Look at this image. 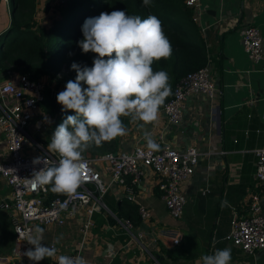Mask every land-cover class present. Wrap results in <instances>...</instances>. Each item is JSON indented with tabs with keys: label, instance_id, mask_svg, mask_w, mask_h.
Wrapping results in <instances>:
<instances>
[{
	"label": "crops",
	"instance_id": "1",
	"mask_svg": "<svg viewBox=\"0 0 264 264\" xmlns=\"http://www.w3.org/2000/svg\"><path fill=\"white\" fill-rule=\"evenodd\" d=\"M64 1L39 0L37 8L41 15L40 19L36 17L38 23L44 26L50 11L57 12ZM202 1V15H205L201 27L206 28L204 32L199 29L198 35L219 86V99L213 103L203 94L187 97L182 120L176 125L167 122L163 105L157 120L148 124L122 117L126 134L116 138L114 150H128L137 144L148 146L147 135H151L155 143L162 136L165 142L180 150L196 147L201 155L194 174L183 186L186 204L182 216L173 218L169 215L157 189L156 177L147 169L136 185L114 186L104 195L109 214L96 212L92 217L82 251L88 264L149 262L146 254L137 250L136 243L129 240L128 233L112 217L129 213L133 205L138 210L137 201L149 209L150 220L134 224L128 217L121 219L130 220L134 232L143 231V242L148 250L156 253L162 250L161 264H203L202 256L225 248L231 249L230 264H264V249L248 256L227 239L234 214L244 212L250 194L261 185L254 179V151L264 147V64L252 63L247 58L241 45V32L245 25H259L264 47V0ZM6 8L8 0H0V35L10 23ZM57 17H52L51 21ZM16 77L17 74L0 77V86L15 83ZM216 105L220 107L217 118L213 115ZM114 151H101L89 154V157ZM4 154L1 143L0 155ZM10 195L11 189L0 177V213L5 214L13 227V212L1 206L9 201ZM262 196L264 213V189ZM83 221L84 216L76 215L64 226H40L45 230L42 243L57 248L55 257L45 258L42 262L57 264L60 255L75 249ZM175 239L179 240L177 244L173 243ZM13 246L14 238L9 241L7 252L0 253V264H24V260L19 263L11 257ZM165 249L172 254H167Z\"/></svg>",
	"mask_w": 264,
	"mask_h": 264
},
{
	"label": "built area",
	"instance_id": "2",
	"mask_svg": "<svg viewBox=\"0 0 264 264\" xmlns=\"http://www.w3.org/2000/svg\"><path fill=\"white\" fill-rule=\"evenodd\" d=\"M184 4L191 9L192 20L204 32L206 27H201L203 13L201 0H184ZM241 45L252 63L264 64V48L258 28L250 24L244 26L241 32ZM211 72V66L207 63L179 79L171 90L169 99L162 106L168 123L176 125L181 122L184 103L191 95H206L213 103L215 99H219L220 90ZM8 74L17 73L11 71L6 76ZM62 78V71L55 77H43L38 81L30 80L26 75L17 74L15 83L0 86V132L2 133L0 145L4 144L5 151L3 156L0 155V177L11 189L9 201H5L1 206L13 212L14 215L12 218L14 246L11 257L19 263L24 260V264H45L42 261L33 262L24 255V252L33 247L26 241L29 230L34 229L33 224L60 227L76 215L84 216L80 227V239L75 249L63 255L80 256L85 260L82 251L94 213L109 214L103 200L104 195L114 186L136 185L147 169L156 177L157 189L169 215L173 218L181 217L186 204L183 186L194 174L201 155L194 146L176 149L160 136L157 141L158 150H151L148 146L137 144L128 150L105 152L93 157L86 156L84 157L85 179L77 189V193L71 197L67 195L50 197L46 185H33L32 172L39 171L43 164L33 165L32 161L38 156H45L49 164H56L59 161V155L48 152L47 147L37 142L34 135L44 128V121H41L45 118L42 105L47 92L53 105L61 111L62 106L57 102L56 97L59 92L65 90L59 83ZM219 114L220 107L216 105L213 108V115L217 118ZM254 154L256 157L254 179L259 185L261 184L260 189L250 194L244 212L234 214L231 230L227 236L228 240L248 256H253L264 249V213L262 211L264 147L255 150ZM137 205L141 221L150 220L149 209L138 201ZM112 217L122 225L128 233L129 240L136 243L140 253L146 254L149 260L147 264H161L158 257L144 244L143 231L135 230L134 232L133 224L128 219H120L114 215ZM178 242V239L173 241L174 244ZM86 264H88L87 261Z\"/></svg>",
	"mask_w": 264,
	"mask_h": 264
},
{
	"label": "clouds",
	"instance_id": "3",
	"mask_svg": "<svg viewBox=\"0 0 264 264\" xmlns=\"http://www.w3.org/2000/svg\"><path fill=\"white\" fill-rule=\"evenodd\" d=\"M142 4L149 6L151 0H142ZM82 33L84 38L78 46L83 53L97 55L91 67L72 63L75 80H69L65 90L57 94L61 111L75 112L55 128L47 145V151L57 153L59 161L49 164L45 156L32 161L33 165L43 164L39 171L32 172L33 185H51L52 192L69 197L84 182L83 153L87 148L124 136L126 128L121 117L130 116L145 124L156 121L160 107L171 94L169 74L152 68L155 61L167 60L172 55L171 43L158 17L149 15L142 19L122 10L102 12L85 20ZM45 122L50 123L49 118L45 117ZM146 139L149 149H159L151 135ZM44 231L36 226L26 235V241L33 247L24 255L33 262L56 256V247L42 243ZM60 239L62 236L56 243ZM231 258L230 248L201 257L203 264H230ZM58 264H86V261L80 256L60 255Z\"/></svg>",
	"mask_w": 264,
	"mask_h": 264
},
{
	"label": "trees",
	"instance_id": "4",
	"mask_svg": "<svg viewBox=\"0 0 264 264\" xmlns=\"http://www.w3.org/2000/svg\"><path fill=\"white\" fill-rule=\"evenodd\" d=\"M36 3L37 0H8L10 23L9 28L0 35V77L13 71L26 75L30 80L38 81L43 77H55L61 72L62 65H65L67 73L62 80L66 86L69 80H75L76 77L75 70L71 68L72 63L75 62L81 67L85 65L91 67L97 55L92 52L83 53L78 46V42L84 38L82 25L85 20L98 17L102 12L110 13L116 10L138 15L142 19L154 15L162 21L163 31L172 46V55L167 60L155 61L152 68L154 71H166L170 77L171 87L175 86L183 75L208 63L207 52L198 35L200 30L192 20V11L185 6L184 0H151L149 6H143L142 0H65L58 7V18L53 20L48 29L40 26L35 19ZM42 109L55 119L54 128L62 123L67 115L74 112L58 111L49 99L48 92ZM116 144V138L100 145L93 143L83 155H93L106 150L114 151ZM46 186L50 197L65 195L52 192L51 185ZM117 217L120 219L128 217L134 224L141 221L135 205L131 207L129 213ZM11 228L10 220L4 213H0V253L7 252L9 241L14 238ZM161 252L162 250L153 253L159 259ZM165 252L171 253L166 249Z\"/></svg>",
	"mask_w": 264,
	"mask_h": 264
},
{
	"label": "rangeland",
	"instance_id": "5",
	"mask_svg": "<svg viewBox=\"0 0 264 264\" xmlns=\"http://www.w3.org/2000/svg\"><path fill=\"white\" fill-rule=\"evenodd\" d=\"M202 1V0H201ZM36 4H39V0H37V3ZM201 4H203V1L201 2ZM202 7H203V5H202ZM7 9V13L9 12V6H8V8H6ZM38 10H40V9H38L37 7H36V10H35V19H36V17H37V19L39 18L40 19V15H41V13L39 14V11ZM51 13H50V15L47 17V20H46V22H45V25L44 26H42V25H40L39 23V25L40 26H42L43 28H45V29H48L51 25H52V23H53V21H51V18L52 17H57V15H58V10H57V12L55 11V10H51L50 11ZM204 15H205V13L202 15V19H201V23H203V19H204ZM58 18V17H57ZM37 21V20H36ZM38 22V21H37ZM204 24V23H203ZM257 24V23H256ZM258 27H260L259 25H257ZM61 71L63 72V77L66 75V73H67V70H66V67H65V65H62V67H61ZM64 79V78H63ZM59 83H61L62 85H63V87L65 88L66 86H65V84L63 83V80H61ZM206 96V95H205ZM59 111V110H58ZM45 114V117H47V118H49V120H50V123H48V122H45V118L44 119H41V121H44V128H41V130H40V132L38 133V134H36V135H34V138H35V140L37 141V142H39L43 147H47V145H48V143H50L51 142V135H52V133L54 132V130H55V128L53 127V125H54V122H55V119H53L51 116H49L47 113H44ZM57 115H58V112H57ZM72 115H75V112H73L72 113ZM84 156V155H83ZM86 156H89V154H87ZM86 156H84V157H86ZM36 226H38V225H36V224H33V227L35 228ZM132 244L133 245H135V243L134 242H132ZM136 246V245H135ZM137 250L139 251V249L137 248Z\"/></svg>",
	"mask_w": 264,
	"mask_h": 264
},
{
	"label": "water",
	"instance_id": "6",
	"mask_svg": "<svg viewBox=\"0 0 264 264\" xmlns=\"http://www.w3.org/2000/svg\"><path fill=\"white\" fill-rule=\"evenodd\" d=\"M9 27H7V29H8Z\"/></svg>",
	"mask_w": 264,
	"mask_h": 264
}]
</instances>
